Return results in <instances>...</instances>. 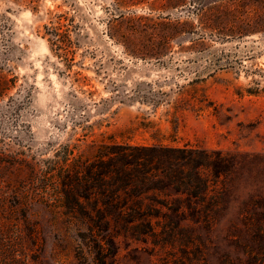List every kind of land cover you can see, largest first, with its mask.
Masks as SVG:
<instances>
[{
  "label": "rangeland",
  "instance_id": "1",
  "mask_svg": "<svg viewBox=\"0 0 264 264\" xmlns=\"http://www.w3.org/2000/svg\"><path fill=\"white\" fill-rule=\"evenodd\" d=\"M209 1L198 10L195 0H0V68L15 76L0 105L7 96L21 102L2 108L1 146L40 168L62 145L80 144L88 154L93 143L83 140L111 138L244 159L209 227L91 231L78 215L31 203L33 264H99L92 243L99 236L107 238L102 264H264V227L242 223L251 199L264 202V0L217 11ZM48 12L75 26L68 75L43 33ZM220 13L227 27L250 32L209 34ZM249 217L262 222L264 209Z\"/></svg>",
  "mask_w": 264,
  "mask_h": 264
},
{
  "label": "trees",
  "instance_id": "2",
  "mask_svg": "<svg viewBox=\"0 0 264 264\" xmlns=\"http://www.w3.org/2000/svg\"><path fill=\"white\" fill-rule=\"evenodd\" d=\"M195 1L202 10L205 0ZM235 1L211 0L208 6L217 11L222 3ZM48 13L43 33L68 75L72 58L67 44L75 26L64 13ZM215 18L206 27L209 34L216 32L223 38L228 35L225 31L250 32L239 25L227 27L221 13ZM14 79L0 68V99L14 86ZM72 80L78 81L75 74ZM7 98L0 105V116L5 111L2 108L10 107V103L6 106L8 100L13 103L11 111L21 105L17 97ZM89 143H93V150L88 154L80 144L62 145L60 154L55 151V158L48 160L51 166L47 168L36 167L0 145V264H33L36 250L27 214L34 202L45 204L55 214L81 217L84 228L91 231L107 232L113 227L143 232L209 227L225 209L229 189L238 179L234 173L244 160L238 153L190 145H144L112 138L83 140L84 146ZM244 156L248 162L254 160L253 154ZM22 168L25 172L19 174ZM255 209H264V202L251 199L242 223L264 227V220L251 222L249 214ZM106 241L105 236L92 240L99 264L103 257L98 251Z\"/></svg>",
  "mask_w": 264,
  "mask_h": 264
}]
</instances>
